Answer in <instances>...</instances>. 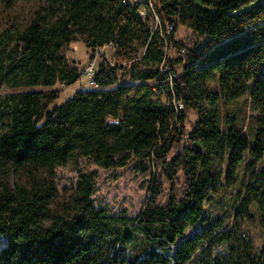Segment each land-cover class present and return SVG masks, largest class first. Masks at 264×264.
Here are the masks:
<instances>
[{"label": "trees", "instance_id": "1", "mask_svg": "<svg viewBox=\"0 0 264 264\" xmlns=\"http://www.w3.org/2000/svg\"><path fill=\"white\" fill-rule=\"evenodd\" d=\"M17 1L0 0V264H264V0H156L158 29L123 0ZM76 42L99 87L60 102ZM84 159L149 170L140 211L97 206Z\"/></svg>", "mask_w": 264, "mask_h": 264}, {"label": "rangeland", "instance_id": "2", "mask_svg": "<svg viewBox=\"0 0 264 264\" xmlns=\"http://www.w3.org/2000/svg\"><path fill=\"white\" fill-rule=\"evenodd\" d=\"M36 0H18V9L22 12L23 16H28L30 11L35 7ZM176 39L179 42H184L189 46H198L202 48L207 38L201 37L191 29L184 26H179L176 32ZM74 50L69 53V56L76 61H81V67L86 65L89 61L88 48L83 42H76L73 44ZM109 55L112 54V48L106 47ZM173 56L177 52H172ZM100 60V56H98ZM80 87L88 88L89 81L85 76H82L78 82L65 88L60 102L69 98ZM44 88V87H40ZM38 89L25 88L23 90ZM47 89V88H44ZM12 91L11 88L3 85L0 88V93ZM83 171H98L97 177V190L93 195L95 203L99 207L107 208L111 213L126 212L129 215H136L142 203L147 197L150 171L142 168V165L137 161H131L124 167L119 169H106L94 164L89 159H84L81 163ZM79 173L71 170L70 168L60 166L57 169V180L60 188L64 186L74 185L78 179Z\"/></svg>", "mask_w": 264, "mask_h": 264}, {"label": "built area", "instance_id": "3", "mask_svg": "<svg viewBox=\"0 0 264 264\" xmlns=\"http://www.w3.org/2000/svg\"><path fill=\"white\" fill-rule=\"evenodd\" d=\"M123 2L124 4L128 6H141L140 15L142 19L150 21L154 29L160 28L161 18L157 10L156 0H148L147 2L143 0H123ZM173 29H174V25L171 22H167L166 29H165L167 32V35L171 33ZM161 32H163V30ZM162 34L163 36H166V33L163 32ZM98 62L99 60H98V55H97L94 59L89 60L86 63V65H84V68H83L82 76H85L88 79L89 87L91 88L99 87V84L96 81Z\"/></svg>", "mask_w": 264, "mask_h": 264}, {"label": "bare ground", "instance_id": "4", "mask_svg": "<svg viewBox=\"0 0 264 264\" xmlns=\"http://www.w3.org/2000/svg\"><path fill=\"white\" fill-rule=\"evenodd\" d=\"M104 50H105V48H104Z\"/></svg>", "mask_w": 264, "mask_h": 264}]
</instances>
